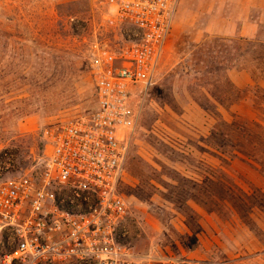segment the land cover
<instances>
[{
    "label": "rangeland",
    "instance_id": "rangeland-1",
    "mask_svg": "<svg viewBox=\"0 0 264 264\" xmlns=\"http://www.w3.org/2000/svg\"><path fill=\"white\" fill-rule=\"evenodd\" d=\"M104 14L0 0V155L22 169L46 128L94 111L87 49L110 41ZM118 189L137 253L264 264V0H179Z\"/></svg>",
    "mask_w": 264,
    "mask_h": 264
},
{
    "label": "built area",
    "instance_id": "built-area-1",
    "mask_svg": "<svg viewBox=\"0 0 264 264\" xmlns=\"http://www.w3.org/2000/svg\"><path fill=\"white\" fill-rule=\"evenodd\" d=\"M96 1L110 41L87 49L94 111L46 128L29 168L0 155V264H200L137 253L118 189L179 0Z\"/></svg>",
    "mask_w": 264,
    "mask_h": 264
},
{
    "label": "crops",
    "instance_id": "crops-1",
    "mask_svg": "<svg viewBox=\"0 0 264 264\" xmlns=\"http://www.w3.org/2000/svg\"><path fill=\"white\" fill-rule=\"evenodd\" d=\"M243 31H244V30H241L239 33H240L241 35H243V34H242V33H243ZM240 34H239V35H240Z\"/></svg>",
    "mask_w": 264,
    "mask_h": 264
}]
</instances>
